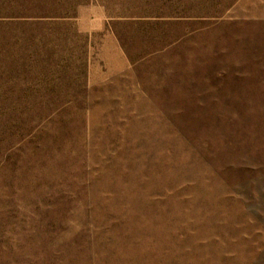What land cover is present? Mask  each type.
I'll use <instances>...</instances> for the list:
<instances>
[{"label": "rangeland", "instance_id": "374dc122", "mask_svg": "<svg viewBox=\"0 0 264 264\" xmlns=\"http://www.w3.org/2000/svg\"><path fill=\"white\" fill-rule=\"evenodd\" d=\"M0 264H264V0H0Z\"/></svg>", "mask_w": 264, "mask_h": 264}]
</instances>
